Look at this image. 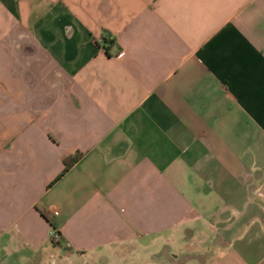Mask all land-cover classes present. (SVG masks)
Instances as JSON below:
<instances>
[{"label":"crops","instance_id":"1","mask_svg":"<svg viewBox=\"0 0 264 264\" xmlns=\"http://www.w3.org/2000/svg\"><path fill=\"white\" fill-rule=\"evenodd\" d=\"M109 257L264 264V0H0V264Z\"/></svg>","mask_w":264,"mask_h":264},{"label":"rangeland","instance_id":"2","mask_svg":"<svg viewBox=\"0 0 264 264\" xmlns=\"http://www.w3.org/2000/svg\"><path fill=\"white\" fill-rule=\"evenodd\" d=\"M53 235V234H52ZM243 235L244 236H247V233H246V229H243V231H242V234H241V236L243 237ZM56 238L58 239V237H57V235H56ZM56 239V240H57ZM246 239V237H243V239L242 240H245ZM53 241V240H52ZM161 244H164L163 246L164 247H162V249H160L159 247H158V250H157V252H158V254H156L157 256H160L161 254H164V255H169L170 256V253L172 254V252H175V251H177L178 249L174 246V242L173 241H164L163 243H162V241H161ZM159 249H160V251H159ZM177 249V250H176ZM181 253V252H180ZM177 255H179V254H177ZM181 255V254H180ZM111 256V255H110ZM145 257L146 258H148V256H145L144 254H141V253H136V254H134L133 255V258L134 259H136L137 261H140L141 263L142 262H145ZM118 258L119 257H115V258H113V257H109V262H108V264H115L114 263V261H116V260H118ZM152 260H154L153 258H152Z\"/></svg>","mask_w":264,"mask_h":264},{"label":"trees","instance_id":"3","mask_svg":"<svg viewBox=\"0 0 264 264\" xmlns=\"http://www.w3.org/2000/svg\"><path fill=\"white\" fill-rule=\"evenodd\" d=\"M101 42H102V46L106 47L108 43L111 42V39L107 38V36L105 35H101ZM81 152H74L71 155H67L62 159V167L59 170V172L53 177V179L47 184V186H49L50 184H52L55 180H57L67 169L68 167L74 163L80 156H81ZM56 234V233H55ZM57 235V234H56Z\"/></svg>","mask_w":264,"mask_h":264},{"label":"built area","instance_id":"4","mask_svg":"<svg viewBox=\"0 0 264 264\" xmlns=\"http://www.w3.org/2000/svg\"><path fill=\"white\" fill-rule=\"evenodd\" d=\"M122 54V51L121 50H118L115 54V56H120ZM57 238H56V234L53 233L52 235V240L55 241Z\"/></svg>","mask_w":264,"mask_h":264}]
</instances>
